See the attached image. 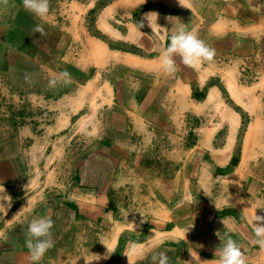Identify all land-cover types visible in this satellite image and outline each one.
<instances>
[{
	"label": "crops",
	"instance_id": "obj_1",
	"mask_svg": "<svg viewBox=\"0 0 264 264\" xmlns=\"http://www.w3.org/2000/svg\"><path fill=\"white\" fill-rule=\"evenodd\" d=\"M98 4L102 5L100 16L109 6L113 11L120 6L132 10L130 18L134 9L141 8L139 19L143 24L149 22L146 26L151 28L155 41L133 24L124 34L109 28L108 35L113 34L112 37L144 52L156 51L158 55L184 18L190 21L184 25L187 29L202 26L198 36L204 42L206 39L211 47L228 49L240 56L254 51L251 37L264 36L262 0H49V14L44 18L26 11L22 0H0V70L8 74L21 68H39L42 71L40 84L46 87L49 79L43 78L45 73L55 76L67 71L71 75L69 85L74 84L81 91L88 86L91 89L101 80L105 96L100 97L104 100L99 106L105 109L98 113L105 117L104 124L112 128L110 134L103 126L91 141L87 140L85 156L71 160L70 164L74 165L67 173L59 158L55 161L50 158L49 138L68 128L76 115L71 111L68 98L75 95L72 99L77 100L78 92L66 90V84L58 80L56 96H49L43 90L37 94L33 88L28 94L23 91L25 95H18V99L27 95L30 99H39L43 106L42 117L48 116V104L54 105L56 111L51 112L54 123L50 126L37 125L32 114L27 113L32 117L31 122L0 129V264H32L25 243L26 233L31 219L40 216L54 221L55 235L53 246L38 264H149L148 260L129 251L130 241L158 242L157 250L167 252L170 264H216L218 252L215 250L229 236L240 247L246 264H264V249L253 243V214L248 205L241 202L235 205L233 200L239 198L233 194L229 195V200L223 196V202L228 203L215 208L196 201L199 193L190 189L187 159L182 169L179 167L165 178L143 167L144 158L158 146L162 136L166 140L173 138V150L164 153L166 162L172 161L175 165V154L183 152L184 144L176 141L168 125V110H163L173 106L176 89L180 86L183 90L180 100L189 110H198L200 104L204 105L212 89L218 92L212 84L205 88L204 82L193 84L195 69L200 65H185L175 56L174 71L165 74L157 56L144 58L115 50L124 54L117 59L110 54L114 50L100 40L106 56L98 67L92 58L79 62L66 59V55L63 57L68 47L66 42L75 43V36L87 33L81 27L74 29L70 25L68 28L66 21L82 14L86 16ZM105 16L104 21L110 15ZM103 19H99L100 25ZM38 24L44 28L43 35L34 31ZM130 29L138 35H134L138 40L128 37ZM93 42L98 40H84L82 51L89 52ZM22 45L23 49L18 47ZM113 58L118 62L108 69ZM93 68L98 72L90 78L88 75ZM193 91L203 92L204 96L194 98ZM80 99V104H85L84 99ZM202 128L198 129V143L205 144L203 152H212L215 165L227 164L233 141L228 138L230 129L226 141L214 146L220 128H216L209 143L202 138ZM234 171L224 178H231ZM212 193L207 191L204 195L207 202ZM130 198L134 202V198L140 200V204L135 202L136 207L129 204ZM216 199L219 201L221 197ZM147 200L148 204L141 206ZM130 207L152 215L147 218L142 214L143 219L128 218Z\"/></svg>",
	"mask_w": 264,
	"mask_h": 264
},
{
	"label": "rangeland",
	"instance_id": "obj_2",
	"mask_svg": "<svg viewBox=\"0 0 264 264\" xmlns=\"http://www.w3.org/2000/svg\"><path fill=\"white\" fill-rule=\"evenodd\" d=\"M101 6L102 5L98 4L96 8L86 16L82 14L79 17H74L71 21H66L68 28L70 25L74 29L81 27V30L87 33L85 36H75V43L72 41L66 42V46L68 47L63 57L66 55V59L69 57L73 61L77 60L79 62L92 58L97 67L102 65L106 56L103 52L104 50L102 51L100 48V51H97L96 54L91 48L89 52L82 51L84 40L87 39V41H89V38L92 41L100 40L108 44L110 49L114 50L111 51L110 54L114 56V58L117 57V59L124 55L118 52H126L144 58H154L158 56V52L156 51L144 52L132 44L123 43L122 40L112 37L114 35L110 32L109 34H111V36L108 35L107 30L109 28L124 34L126 29L133 24L140 32L148 34L152 41H155L153 40V33L150 31L151 28L146 26L149 25L147 24L149 22L143 24L139 19L141 8L134 9L133 12H135L130 18L129 14L132 10L124 8L123 6H120L119 10L115 11L109 6L100 16L99 10ZM71 11H73V9ZM105 15L110 16L106 17ZM99 16L102 19L104 16L106 17V21H104L105 18L102 21L107 25V29L100 25ZM189 22L188 19L184 18V20L179 21L178 26L182 23L184 25L189 24ZM167 23L168 22L165 24ZM203 26L207 28L206 23H204ZM150 27L152 26L150 25ZM199 27L202 26L193 27L197 35L198 32H201ZM134 35L138 37V35L130 29L128 37L138 40L139 38ZM156 37L158 38V36ZM256 38L257 37H251L250 39L254 43V51L250 54H242V56L236 52L232 53L228 49L223 51L220 50V48L217 49L214 45L211 47V44L206 43L207 41L205 39V44L215 50V55L211 61H204L200 64L198 69H195L196 72H194V75L196 77H193V84L197 85L198 83L204 82V88L210 84L216 86L220 105L208 103L206 98L204 105L200 104L202 108L199 107L198 110L194 109L197 111L194 113V110L185 108L184 101L182 103V100H180L183 95V90L179 86L175 91L177 96L176 100L173 101V106L168 109L163 108V110L166 112L168 110L167 113L170 116L168 125L172 128V132L174 136H176V141H181L182 144H184L183 152L175 154L174 159L177 160L175 165L172 161V163L170 161L166 162V154L164 153L173 150V141L171 142L173 138L171 137L166 140V137H159L161 140L159 139L158 146L154 147L152 153H149L144 158L143 162H145V164H143V167L154 173L159 172L160 175L165 178V176L169 177L172 175L179 167L182 169V167L185 166L184 160L186 161L187 159L186 170L187 176L189 177L187 180L190 183V189L193 193H199V197L196 201H200L203 205H211L215 208L221 204L228 203L227 201L223 202V196L229 200V195L233 194V196L239 198L233 200L235 205H238L240 202L241 204L244 203L250 207L253 215L264 216V36L258 37V39ZM69 46H71L70 49ZM18 47H22L23 49V45ZM115 50H118V52ZM20 53L26 54L25 51ZM12 54L13 56L18 55L19 58L21 56V54ZM114 58L111 62L112 66H108V69L117 64L118 61ZM59 59L61 60L60 57ZM12 61H14L13 58ZM4 63L5 60L3 58V64ZM208 64L210 66H207ZM95 69L96 68H93L91 73H89L88 76L90 78H92L94 74H97L98 71ZM41 73V69L35 67H32L30 70L29 68L26 70L24 68L16 69L8 74L0 70V129H6V127L12 128V125L16 123L23 124L22 122H31L30 119L32 117L33 122L37 125L50 126L54 123L51 115V112L56 111L54 105L48 104L47 107L50 110L47 111V108L43 109L48 112V116L42 117L40 114L43 106L39 99H34V97L30 99L28 95L25 98L18 99V95H25L23 91H27L28 94L30 88H33L32 90L37 94H40L43 90V92L47 93L49 96H56V90L58 89L56 85L54 87H46V85L40 84ZM48 73L49 75L45 73L46 76H43V78H48L50 80L54 76L50 72ZM198 74L200 76H197ZM101 82V80H97L91 89L88 88L90 87L88 86L85 89L81 88L83 89L82 91L74 84L72 86L69 84L65 85L66 90L78 92L77 100L72 99L75 95H70L68 98L71 111L76 112V115L71 118L68 128L63 133L54 134L49 138V140H51L50 145H52L49 148V155L54 161L59 158V161L62 163V169L67 173L70 167L74 165L73 162L71 165L70 161L73 159L75 160L77 157L85 156V151L87 149L84 148V144H88L89 142H87V140L91 141L95 133H98L101 127H107V133L112 134L110 125L104 124L105 117L100 112L98 113V111H103V109H105L99 106L101 100H104V98L101 99L100 97H102L103 94L105 96V87ZM234 89H236V92ZM212 90L217 91L216 89ZM65 93H67V91ZM198 95L201 97L204 96L203 92L201 94L195 91L192 92L194 98H197ZM80 98L84 99L85 104H80ZM96 99L99 101H96ZM81 106L84 107L79 111ZM27 113L32 114V117ZM231 115L236 116L237 119L234 130H232L229 120ZM200 127H203L200 132L206 143L210 142V138L216 131V128H220L215 136L213 142L214 146H219L222 140L226 141L228 129H230L228 138L230 142L233 141L229 153L231 157L227 164H220L219 167L214 163L212 152H203L204 148H206L205 144L202 142L198 143V129ZM6 132L8 133V131ZM8 135H10V133L4 135V137L2 135L3 140L5 136L8 137ZM60 139H62V141H60ZM178 151L176 143V152ZM233 170L235 171L231 178H224L233 172ZM161 176H159V179H162ZM217 176H221V178ZM207 191L213 192L211 194L212 196H210L211 198H209L210 202H207L204 197ZM216 197H221V200L217 201ZM130 200L129 204L131 203L135 207V202L140 204V200H136L135 198V202L131 198ZM123 202L126 203L127 199H124ZM146 204H148V200L144 201L141 206H146ZM130 209L132 211L127 215L128 218L133 216L143 219L144 215L147 218H150L152 215L151 212H146L145 214L141 209L140 211L139 209L136 210L131 207ZM108 246L109 245H107V247Z\"/></svg>",
	"mask_w": 264,
	"mask_h": 264
},
{
	"label": "clouds",
	"instance_id": "obj_3",
	"mask_svg": "<svg viewBox=\"0 0 264 264\" xmlns=\"http://www.w3.org/2000/svg\"><path fill=\"white\" fill-rule=\"evenodd\" d=\"M264 2V0H262ZM26 11L35 16L44 18L49 14V0H22ZM35 32L44 34V28L36 25ZM215 55V50L210 48L201 40L194 30L187 29L182 23L168 37L166 45L157 56L159 67L165 74L174 71V57L179 56L185 65L198 66L204 61H211ZM27 79V77H26ZM64 84L71 83V75L67 71H61L48 81L50 87H54L57 82ZM138 87L137 85H134ZM255 221V223H254ZM253 228V243L264 249V216L253 215L251 220ZM54 221L46 216L34 217L28 224L26 246L29 250V257L32 264H38L45 252L53 246ZM158 242L152 244H140L130 241L129 251L138 255L140 259L148 260L149 264H170V258L166 251L157 250ZM218 252L216 264H246L240 247L230 236L216 248Z\"/></svg>",
	"mask_w": 264,
	"mask_h": 264
},
{
	"label": "bare ground",
	"instance_id": "obj_4",
	"mask_svg": "<svg viewBox=\"0 0 264 264\" xmlns=\"http://www.w3.org/2000/svg\"><path fill=\"white\" fill-rule=\"evenodd\" d=\"M102 26L104 28L107 29V25L102 21L101 22ZM104 46V45H103ZM90 48L92 49V51L96 54L97 51H100L99 49L101 48L102 49V46H100L99 44V41L98 42H93V44L90 46ZM104 49V48H103ZM103 51V50H102ZM104 52V51H103ZM231 85V84H230ZM232 86V85H231ZM233 90V89H232ZM235 92H236V89H234ZM234 92V91H233ZM206 101L208 103H213L214 105H220V102H218V96H217V91L215 90H211L209 93H208V96H207V99ZM217 101V102H216ZM67 119V118H66ZM230 122H231V128L232 130L235 129L236 127V124H237V119H236V116L234 115H231L230 118H229Z\"/></svg>",
	"mask_w": 264,
	"mask_h": 264
}]
</instances>
